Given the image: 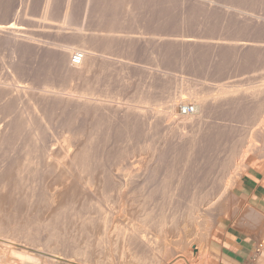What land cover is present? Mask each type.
I'll use <instances>...</instances> for the list:
<instances>
[{
	"label": "rangeland",
	"instance_id": "obj_1",
	"mask_svg": "<svg viewBox=\"0 0 264 264\" xmlns=\"http://www.w3.org/2000/svg\"><path fill=\"white\" fill-rule=\"evenodd\" d=\"M7 20H13L17 28L14 34L0 32V80H3L0 86L4 89L0 93V105L3 103L0 106V125H4L5 133V143L0 144V196L7 194L15 198L14 207L19 209L14 214L18 217L12 225L13 230L8 229V232L3 233L9 237L17 234V241L9 242H16L21 247L20 252L14 251L12 256L0 253V264H95L85 243V255L77 257L66 251V247L58 245L57 241L62 239L64 242L66 239L63 234L72 232L69 228L72 229L70 223L75 215L85 217L90 212L97 220L98 205L87 209L84 204L78 206L71 203V206L58 213L61 221L58 219L54 230L49 232L40 228L45 226L46 221H33L36 215L47 210L45 197L50 190L46 185L53 181L43 175L44 151L50 150V145L56 149L66 135L75 137L74 141H84L90 162L96 167L120 166L127 162L120 159L125 154L137 156L142 150L146 152V149L157 148L161 154L162 170L151 180L138 178L132 185L134 197L140 195L141 189H145L143 193L152 194V200L145 204V209L154 216V219L151 216L153 221L150 219V222L153 224H150L159 228L161 221H164L170 226L180 223L183 227L185 216H188L191 209L199 207L202 210L208 207L211 217L216 219L209 228L213 235L227 226L248 234V238L254 241L250 264L255 263V257L264 246V214L248 213L250 209L244 203H239L236 187L247 170L264 172V162L258 160L261 156L253 152L249 153L253 157L247 156L246 149L243 152L251 131L259 127V124H264V97L254 102L240 101L232 107L228 105L227 98H223L227 95L220 96L219 90L234 85L238 96H246L264 88V0H0V23ZM189 37L195 43H179V40ZM174 38L181 39L176 41ZM238 42H248L254 47L240 50L234 47ZM67 44L86 47L88 52L98 58L100 70L94 88L95 97L101 104L114 105L115 116L107 117L97 113L94 117L76 118L75 112L71 110L51 112L53 108L49 107L45 111L46 124L42 125L34 120L41 113L39 97H22L20 104L11 102L13 93L9 92V95L6 90L11 89L7 80L12 65L19 68L16 74L23 81L19 84L40 86L49 92H61L63 95L78 90L77 82L69 81L57 62L56 53ZM72 56H68L69 67L72 66ZM183 96L186 98L185 103L181 102ZM203 100L207 105L201 109L199 103ZM30 101L36 108L31 107L33 104ZM184 105H192L194 111L183 127L181 123L185 116L179 114V108ZM127 107H136V114H146V123L138 118L126 122L123 114L129 112H126ZM13 108L15 112L11 110ZM27 116L32 117L35 123L33 132L24 126ZM54 117L56 121H51ZM51 122H54L53 126ZM246 131L249 134L245 136ZM179 134L187 137L194 134L195 143L181 142ZM240 144L244 147L239 148ZM238 148L243 151L235 152ZM240 154L246 158H238ZM263 154L264 151L260 155ZM17 163L31 168L28 171L31 175L26 172L21 177L6 176L7 171L15 168ZM227 178L233 184L228 195L222 186ZM90 183L93 184V181L90 180ZM3 184L8 186L4 187ZM230 199L234 200L231 206ZM206 202L208 204L203 208L200 204ZM0 204V209L6 205L3 200H0ZM220 205H228L230 208L226 212L221 211ZM24 213L30 217L28 223L22 220ZM61 215L68 216V219L65 218V221ZM197 221L201 223V218ZM35 228L41 230L36 231ZM50 231L57 232V236H52L54 234ZM58 235L61 237L58 238ZM26 237L34 241L36 250L40 244L37 250L39 255L25 250ZM75 240L69 239L68 242L73 246ZM87 242L90 244L93 239L88 238ZM191 248L189 251L196 254L197 251ZM175 249L179 250L163 264H180L181 261L183 264L202 263L198 257L185 259L187 253H182L180 247L177 249L176 246ZM204 260V264H208V260L209 264H216L211 256Z\"/></svg>",
	"mask_w": 264,
	"mask_h": 264
},
{
	"label": "bare ground",
	"instance_id": "obj_2",
	"mask_svg": "<svg viewBox=\"0 0 264 264\" xmlns=\"http://www.w3.org/2000/svg\"><path fill=\"white\" fill-rule=\"evenodd\" d=\"M16 28H17L16 23L13 20H10V21L7 20L5 23L4 22L0 23V32H5V33L10 34V33H13L14 31H16ZM25 36H27V35H25ZM8 37H10V36H8ZM178 39H181V38H178ZM12 40L13 39H11L10 41H11L12 45L14 46ZM14 42H15V39H14ZM192 42H194V40H192L190 37L186 38V39L179 40V43L182 45L183 44H185V45L193 44ZM88 44H91V43H88ZM254 44H255V42H254ZM15 45H17V44H15ZM234 47L241 50V49L254 47V45L251 43H248V42H238V43L234 44ZM60 49H61V51L56 53L58 65L60 67H62L64 75L67 77V79H69V81L77 82L78 90L74 88L75 90H72L69 93L67 92V94L65 93V95H63V94H61V92H60V94L59 93L58 94L52 93L51 91L49 92L45 88L44 89L40 88V86H38V87H30L29 86L28 87V85H30V84H28V85L19 84L20 82L21 83L23 82V81L19 80V78L16 74V72H18L17 70L19 68L16 66L14 67L12 65V66H10V67H12V71L10 69V72H9L10 76L8 75L9 79L7 80V82H10L9 85H10L11 89L6 90V91H8L7 94H9V92L13 93L12 94L13 97H11V99H10L11 102L12 103H15V102L19 103V100L22 97H27L29 99H32L35 96L39 97L38 103L41 107V113L38 112L39 115L37 114L35 116L34 120L37 124H42V125L46 124V123H44L46 121L45 120V111H47V108H49V107L53 108V111L51 110V112H55L54 110H56V111L58 110L60 112H63L64 110H71V111H73V113L75 112L74 115L76 118L78 116H86V117H92L93 116L94 117V115L97 113L104 114L107 117H110L111 115L115 116V114H113V112H114L113 110H115L113 108L114 105L113 106L112 105L107 106V105L101 104L99 102V100L95 97L94 88H95L96 82L98 80L97 74L99 72L98 71V69H99L98 58L93 53L88 52L87 51L88 49H86V47H83V46H80L78 48V47L71 46V44H67L65 46H62ZM75 53L80 54V56H81L80 63L78 65L69 67L67 65L68 56H72ZM54 58H56V57H54ZM19 72H20V70H19ZM48 81H50V80H48ZM7 82H5V83H7ZM33 84H35V83H33ZM7 85H8V83H7ZM234 87H235L234 85H229L226 87H221V89L219 90L220 96L223 97L224 95H227V97H223V98H227L226 100H227L228 105H232V107L235 106L240 101L246 102V103L248 101L254 102L257 100L259 101V99L261 97H264V88L255 90V92H252L250 95L238 96L239 94L235 93ZM46 88H48V87H46ZM2 91L4 92V89H3V87L0 86V93ZM9 95H11V94H9ZM242 95H244V94H242ZM222 97H220V98H222ZM220 98H217V99L220 100ZM185 99L186 98H184V96H183L181 98V102L185 103V101H186ZM217 99H216V101H219ZM22 101H23V99H22ZM135 103H137V102H135ZM146 103L147 102H145V104ZM199 104L201 105L200 106L201 109L205 108L207 105L205 100H203ZM213 104H214V102H213ZM2 105H3V103H2ZM2 105H0V106H2ZM126 105H128V104H126ZM33 106H34V104L31 107H33ZM34 107L36 108V105ZM7 108H8V106H7ZM14 108H15V106H14ZM14 108L11 110H14ZM35 108H33V109H35ZM123 108H124V105H123ZM125 108H126V106H125ZM135 109H136V107H131L129 109L127 107L126 112H128V111L129 112L126 115L123 114L126 122H129L131 119H135V118L136 119L138 118L143 122L145 121V118L147 117L146 114H141V113L136 114V112L134 111ZM18 110H19L18 113H20L21 110L20 109H18ZM173 110H174V108H173ZM13 112H15V110ZM13 112H12V114H13ZM18 115H16V116H18ZM24 115H26V114H24ZM74 115H72V116H74ZM190 116L191 115H188V116H185L184 118H182L183 121H182L181 125L183 127L187 124V123H185V121L188 120ZM90 120H91V118H90ZM114 120H115V118H114ZM146 120H147V118H146ZM51 121H56L55 117L52 118ZM0 123H1V121H0ZM24 123H25L24 126H26L29 129V132L34 131L33 126H35V123H34L32 117L27 116L26 121ZM53 123L51 124V126H53ZM144 123H146V122H144ZM8 125H9V123L6 124V127H8ZM3 127H4V125H2V126L0 125V142H1L0 144L5 143V136H4L5 133L3 132V129H4ZM35 129H36V127H35ZM254 129L255 128L253 127L252 130H254ZM174 130H176V128ZM23 131H22V133H23ZM248 131L250 132L251 130H248ZM248 131L245 132V134H244L245 136H246V134H249ZM176 132H178V131H176ZM176 132H175V134H176ZM251 132L252 133L249 134V141H245L248 144L246 145V148H243L244 151L242 149L239 150V148L244 147V145L240 144L242 146L239 145V148L237 150H235V152L236 151L238 152V150H239V152H241V151L245 152V149H246L247 151L245 153L247 154V156L250 155L249 154L250 152L251 153L253 152L256 154V156H258V157L261 156L260 158H258V160L262 159V161L264 162V156H263L264 154L260 155L264 151V124L263 125L259 124V127H257L254 131H251ZM30 134H33V133H30ZM193 135L189 136V137H187L185 135H183V136L180 135L178 137L181 140V142L184 141L185 143H188V144H191V143L194 144L196 136L194 137ZM245 136H244V138H245ZM74 139H76V138L72 137L70 135L69 136L66 135V136H64V138H62L59 141V143L56 141L58 143L56 149H55V147L50 145V147H49L50 150L44 151L45 162H44V166L43 165L42 166L44 167L45 171L43 169L41 171H44L43 175H45L47 178H52L53 181L46 185V188H48L51 191V192L49 191L45 197L46 204L43 203L47 206V210L46 211L43 210L44 212L40 213L39 215H36L33 221L37 222V223H40L42 221H46L45 226L40 227V228L44 229L45 231L54 230V226L60 217V215H58V213L61 211H64V209L68 208V206H71L70 205L71 203H74L78 206L84 204V206H86L87 209L88 208L91 209V208L95 207L96 205H98V209L96 208V210H98L99 216H98V219L95 220V218L93 217L94 214L87 212V214H86L87 216H85V217L83 215H75L72 218L70 215L71 213H70L69 214L70 218H72L71 223L70 222H67V223L71 224L70 227H72V229L69 228V226H68V228L70 230H72V232H71L72 234L69 231H68V233H64L63 234L64 238L67 241L63 240L64 242H62V239H58V240H61L60 242L57 241L58 245L66 247L65 248L66 251L72 252L77 257L83 256V254H84L83 249H85L83 247L86 245L85 247H87L90 250L88 252L93 257V263H95V264H163V263H167L168 261L166 262V260H169L179 250L178 247L181 248L180 250H183L182 253L185 252L184 253L185 255L187 253L185 259L187 257H190V258L193 257L194 259H196V257H198V259L200 260V263L202 262L201 264H204L205 263L204 259L206 257H209V256L213 257L215 260L217 259V257L215 258L214 255H211L210 251H209V241H210L211 237L213 236V233L209 230V228L212 227L211 225L216 222V219H213L211 217V214L209 213L210 208H208V207L204 208L203 207V206H206L208 204L207 202H210L209 200L205 204L204 203L200 204V205H202V207L204 209L201 210V208L198 207L199 209L193 208V209H191V211H189L188 216H185V225L183 227H182V225L180 226V223L179 224L176 223L174 225L172 224V226H170L167 222H166L167 223V225H166V223H164V221H161L159 228H158L157 226L153 227L151 225V224H153L152 223L153 220L151 219V216L153 217V219H154V216L150 215V212L145 209V206H146L145 204H148L152 200V197H151L152 194L150 195V193L149 194L143 193L142 191L145 189H143V190L141 189L140 195L138 197L135 196V197H137L136 199L133 196L134 187L132 188V185L136 179L143 178V179H148V180L150 179L151 180L153 177H155L162 170V169L160 170V168L162 167V165H161V154L157 151V148L154 150L153 149H146V152H142L143 151L142 150L141 152H139L137 154V156L136 155L129 156V155L125 154V157H121L120 159H122V161L127 160V162L126 163L123 162V164H120V166L104 167V166L99 165L98 167H96L94 165V163L91 164L92 161L90 160V158L87 155V148L85 149L84 141H80V140L74 141ZM242 141L240 143H242ZM147 147L148 146H146V148ZM160 150H161V148H160ZM243 152H242V154H245ZM0 153H2V152H0ZM242 154H240L238 158L245 159L246 158L245 155H244V157H245L244 158ZM256 156H255V158H256ZM251 157H253V156H251ZM132 158H135V159L131 160ZM233 158H234V156H233ZM248 158H250V157H248ZM252 159H250V160H252ZM249 161H248V163L250 164L251 161L250 162ZM262 161H261V163H262ZM239 164H238V166H239ZM23 166L24 165H22V164H18V165H16L15 168L14 167L10 168L7 171L6 176H8V177H11V176L21 177V175H24L23 173H26V172L28 173V171H31L30 170L31 168H29L27 166H26L27 168H25V166L24 167ZM229 167L231 168V166H229ZM235 169H236V167H235ZM234 172H236V171H234ZM31 173H33V172H31ZM223 173H224V171H223ZM28 175H31V174L28 173ZM164 178L165 177H162V179H164ZM27 179H29V178H27ZM21 180L19 181L20 184H21ZM90 180L93 181V184L90 183ZM230 180H231L230 178H227V180L222 185L224 187L226 195H228L230 193L231 187H233V184L231 183ZM220 183H223V182H220ZM94 184H95V186H94ZM8 185H9V183H8ZM8 185L5 184L4 187L8 186ZM16 186L18 187V185H16ZM92 187H93V189H91ZM3 189H5V188H3ZM22 190H24V189H22ZM225 193H223V196ZM134 195H135V193H134ZM228 197H230V196H228ZM206 198H207V196H206ZM213 198L215 199V197H213ZM204 199H205V197H204ZM0 200H3L6 204L3 209L2 208L0 209V253H3L4 255L9 254L12 256L14 251L20 252L21 246H19V244H16V242H15V244L12 243L13 241H17V236H16L17 234L16 235L10 234L11 236L9 237L7 235L5 236L3 232H5V231L8 232V229L13 230L12 225L14 224V222L16 221V218L18 217V216L16 217V215L14 213L19 208L16 210V208H15L16 206L14 207V204L16 201H15V198H13L12 196H8L7 194H3L2 196H0ZM24 200H26V199H24ZM225 200H226V198H225ZM20 201H23V199ZM229 201H230L229 203L231 206L232 200L230 199ZM218 202H220V201H218ZM232 202H234V200ZM236 202H238V199ZM222 203H223V201H222ZM239 203H241V202H239ZM3 205H4V203H3ZM26 205H27V202H26ZM221 205H220L221 211L223 210L226 212L230 208L228 205H223V206H221ZM23 206H25V205H23ZM84 206H82V207H84ZM13 207L15 208V210L13 209ZM74 208H75V206H74ZM22 209L23 208H21V210ZM148 210H150V209H148ZM25 211H26V209H25ZM27 211H28V208H27ZM48 211H50V212H48ZM201 211H204V213L203 212L201 213ZM67 213H69V212H67ZM62 214H63V212H62ZM23 215H24V217L22 220L26 221V223H28V219L30 217L27 214L25 215V213ZM61 216H63V215H61ZM19 217H20V215H19ZM67 217L65 215V217L63 219H65V218L68 219ZM247 217H249V216H247ZM21 218L22 217H20V219ZM199 218H201V221H200L201 223H199L197 221V219H199ZM66 219H65V221H66ZM150 219L152 220L151 222H150ZM59 220L61 221V219H59ZM248 220H249V218H248ZM30 222L31 221H29V223ZM62 222L66 223L63 220H62ZM58 226H61V225L59 224ZM179 226L182 228H179ZM29 227H30V224H29ZM29 227H28V229H29ZM40 228H38V229H40ZM65 229H67V228H65ZM31 230L32 229H30V233L32 234ZM35 230H36V228H35ZM51 233L54 234L52 236H57V235H55V234H57V232L56 233L51 232ZM26 235H28V234H26ZM63 235H62V237H63ZM28 236H30V235H28ZM33 236H35V235H33ZM49 237H50V235H49ZM60 237L61 236H59L58 238H60ZM88 238H92L93 242L92 243L89 242L90 244H87ZM69 239H71V240L76 239L75 240L76 244L74 245V243L71 241L73 243V246H72L70 244V242H68ZM9 240H13V241L10 243ZM22 241L24 243V240H22ZM18 243H20V242H18ZM83 244H84V246H83ZM25 246L26 247L22 246L25 248V250H28L29 252H32L36 255H39L40 252H38L37 250H38V248L40 249V247H39L40 244H39L38 248L36 247L37 248V250H36L35 249V243L33 240H31V238L26 237ZM176 246H177L178 250L175 249ZM191 246L193 247V249L191 248ZM189 247L193 251H197V253L195 254V253L190 252ZM261 248L262 249H261L260 253L255 257L256 259H255L254 264H264V246H262ZM41 249H42V246H41ZM136 250H138V251H136ZM45 253H47V252H45ZM178 254H180V253H178ZM184 254H182V256ZM74 255H72V256H74ZM47 256H51V255L48 254ZM62 256H64V254ZM85 257H87V255ZM179 259H181V258H179ZM206 263H207V259H206ZM180 264H183L182 261ZM195 264H197V263H195ZM208 264H209V260H208Z\"/></svg>",
	"mask_w": 264,
	"mask_h": 264
},
{
	"label": "crops",
	"instance_id": "obj_3",
	"mask_svg": "<svg viewBox=\"0 0 264 264\" xmlns=\"http://www.w3.org/2000/svg\"><path fill=\"white\" fill-rule=\"evenodd\" d=\"M240 202L250 209L248 213L264 214V172L249 169L236 187ZM252 211V212H251ZM209 241V251L217 264H250L254 241L248 234L232 228H220Z\"/></svg>",
	"mask_w": 264,
	"mask_h": 264
},
{
	"label": "built area",
	"instance_id": "obj_4",
	"mask_svg": "<svg viewBox=\"0 0 264 264\" xmlns=\"http://www.w3.org/2000/svg\"><path fill=\"white\" fill-rule=\"evenodd\" d=\"M81 56L79 53H75L72 58L70 59L71 65L75 66L80 63ZM194 108L192 105H184L181 108H179V114L182 116H188L191 113H193Z\"/></svg>",
	"mask_w": 264,
	"mask_h": 264
}]
</instances>
